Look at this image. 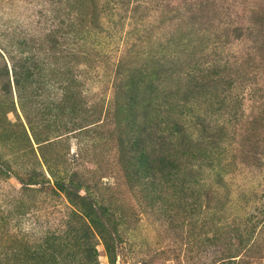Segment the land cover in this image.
I'll return each mask as SVG.
<instances>
[{
  "label": "rangeland",
  "instance_id": "1",
  "mask_svg": "<svg viewBox=\"0 0 264 264\" xmlns=\"http://www.w3.org/2000/svg\"><path fill=\"white\" fill-rule=\"evenodd\" d=\"M29 60L61 105L0 130V264H264V0H0Z\"/></svg>",
  "mask_w": 264,
  "mask_h": 264
},
{
  "label": "trees",
  "instance_id": "2",
  "mask_svg": "<svg viewBox=\"0 0 264 264\" xmlns=\"http://www.w3.org/2000/svg\"><path fill=\"white\" fill-rule=\"evenodd\" d=\"M27 63L28 65L22 72L11 69L10 74L6 67L3 71H0V130L3 128L17 127L24 131V125H26L32 133L34 141V129L37 127L35 117L38 111L48 109L53 110L58 107V109H60L61 103L57 102V99L53 94L52 96H48L47 99L42 102L34 101V87L36 86V83H38L37 85L43 84L46 76L38 61L31 60ZM12 87H14L15 91ZM24 87H28V90L26 91ZM16 106H18L24 119V122L19 124L13 123L8 119L9 114H13L15 117L17 116ZM59 128V126L55 127L53 132L58 131ZM25 140L28 142V138L26 139L25 137ZM2 157L9 159V156H2L0 154V158ZM31 174H33L34 177V171L30 173V175ZM63 181L64 180L61 181L57 179L54 183V189L64 192L67 197H71L72 193L68 190Z\"/></svg>",
  "mask_w": 264,
  "mask_h": 264
}]
</instances>
